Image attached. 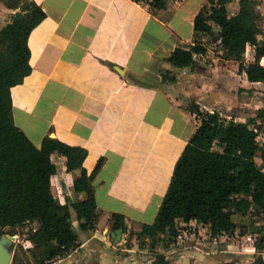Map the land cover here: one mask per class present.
Masks as SVG:
<instances>
[{
    "label": "crops",
    "instance_id": "0c3cea01",
    "mask_svg": "<svg viewBox=\"0 0 264 264\" xmlns=\"http://www.w3.org/2000/svg\"><path fill=\"white\" fill-rule=\"evenodd\" d=\"M30 1L46 15L27 35L31 73L11 88L15 124L38 147L50 134L86 148L83 166L88 172L105 157L92 182L100 213L96 229L83 231V220L71 208L78 246L57 263L152 264L147 245L140 247L135 237L131 247L124 245L127 230L119 243L111 240L112 215H122L135 232L155 221L175 163L199 124L187 110L190 102L227 119L245 121L263 109L260 101L253 100L252 90L264 83L239 73L237 62L222 59L214 42L208 44L207 53L195 55L193 66L178 69L166 60L177 46L191 49L194 18L208 0H168L165 9L156 11L136 0ZM227 8L235 14L239 0ZM198 38L208 41L204 34ZM246 56L250 58L249 46ZM162 69L172 70L176 80L163 81ZM52 158L56 201L83 200L86 193L73 188L79 170L67 171L63 156ZM251 215L236 211L232 218L246 222ZM177 223L181 232L191 230L193 238L186 244L202 252H180L182 243L177 242L166 253L172 264H238L241 257L229 258L227 247L197 240L210 237L208 225L181 219ZM250 250L264 257L256 247Z\"/></svg>",
    "mask_w": 264,
    "mask_h": 264
},
{
    "label": "trees",
    "instance_id": "16d2710c",
    "mask_svg": "<svg viewBox=\"0 0 264 264\" xmlns=\"http://www.w3.org/2000/svg\"><path fill=\"white\" fill-rule=\"evenodd\" d=\"M136 1H143L156 11L165 9L168 0ZM232 1L208 0L201 7L194 18L195 40L191 49L177 46L166 58L174 68L193 66L195 55L207 53L208 44L214 42L222 51V59L237 62L239 73H245L251 82L264 83V39L258 38L263 34L259 1L239 0L238 11L230 15L227 5ZM45 15L38 4L30 1L23 12L0 29V233L6 228L36 223L28 238L32 243L30 251H41L32 253L37 259L35 264H58V259L78 246L71 208L83 220V231L96 229L100 213L92 182L105 157H100L88 172L83 166L86 148L67 144L50 134L38 147L15 124L11 88L31 73L27 35ZM200 34L208 36V41L200 40ZM248 46L250 58L246 56ZM171 73L170 69H162L163 81L174 82L176 77ZM187 110L197 116L199 124L175 163L155 221L143 224L135 232L122 215L111 217L114 230H127L126 247L133 245L134 237L140 247H149L154 257L152 264H172L166 253L157 250L156 243L169 248L177 243L182 234L179 219L208 225L210 237L216 238L237 231L234 212L264 213V148L259 146L255 131L264 109L245 121L201 109L194 101ZM53 154L65 157L67 171L79 170L73 188L86 193L83 200L64 204L56 201L51 181L55 173ZM255 244L257 251H264V234ZM252 264H264L263 255L259 254Z\"/></svg>",
    "mask_w": 264,
    "mask_h": 264
},
{
    "label": "rangeland",
    "instance_id": "374dc122",
    "mask_svg": "<svg viewBox=\"0 0 264 264\" xmlns=\"http://www.w3.org/2000/svg\"><path fill=\"white\" fill-rule=\"evenodd\" d=\"M258 1V8L262 14L261 26L263 29L262 36L264 37V0ZM29 2L30 0H0V29L6 23L10 22L16 14L23 12V9L29 4ZM214 47L218 46H215L214 44ZM252 94L254 98L253 100L260 101L261 108L264 109V84L260 85L259 89H253ZM246 106L248 105H245V107ZM252 108H254V106ZM257 122L259 126L257 129V140L259 146L264 148V118H259ZM258 155H260V153H258ZM256 160L259 164L262 163L259 157ZM249 217L250 218H247L246 222H243V220L237 223L238 229L233 235L227 234L217 237L216 242H214L213 238L208 237V235L206 236V238H204L203 235L199 236L197 240L201 242V244H207L208 246H212V243H214L216 246H221L223 248L227 247V254L229 255V258L237 260V257H235L237 254V256L241 257V259L237 260L238 264H247L253 256H257L255 255V253H253L252 250H250V247H255L256 240L262 238L264 234V213L255 215V218H252V215ZM236 218L237 220L239 219V217ZM36 227V223H27L24 226H20L14 229L6 228L2 233H0V243H2L8 249V251H11L12 257L15 258L14 264H35V262H37V259L35 260V257L32 254L34 252L30 251L32 249L29 247V244L31 246L32 243L28 242L29 235ZM12 236L15 237L12 239ZM182 236L183 238L179 240V242L182 243L179 246V248L181 249L180 252H183L184 249L202 252L200 247L186 244V241L190 240V238H193L191 230H185L184 232H182ZM137 244H139L140 246L139 242ZM156 246L157 248L159 247L160 252L164 253H167V250L169 248L166 247L164 243H156ZM36 252L39 253L41 251L40 249H38V251ZM12 260L10 264H12Z\"/></svg>",
    "mask_w": 264,
    "mask_h": 264
},
{
    "label": "water",
    "instance_id": "95a60500",
    "mask_svg": "<svg viewBox=\"0 0 264 264\" xmlns=\"http://www.w3.org/2000/svg\"><path fill=\"white\" fill-rule=\"evenodd\" d=\"M168 64H166L167 66ZM124 233V228H118L111 232V240L114 243H119L122 239V235ZM15 237V236H14ZM11 237L12 239L14 238ZM12 260V253L8 251V249L0 243V264H10Z\"/></svg>",
    "mask_w": 264,
    "mask_h": 264
},
{
    "label": "built area",
    "instance_id": "2783aa9c",
    "mask_svg": "<svg viewBox=\"0 0 264 264\" xmlns=\"http://www.w3.org/2000/svg\"><path fill=\"white\" fill-rule=\"evenodd\" d=\"M255 131H257V128H255ZM183 238V236H182V234L178 237V241L177 242H179V240L180 239H182Z\"/></svg>",
    "mask_w": 264,
    "mask_h": 264
}]
</instances>
